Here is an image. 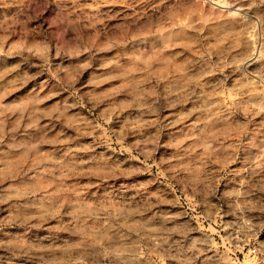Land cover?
<instances>
[{"label":"clouds","instance_id":"obj_1","mask_svg":"<svg viewBox=\"0 0 264 264\" xmlns=\"http://www.w3.org/2000/svg\"><path fill=\"white\" fill-rule=\"evenodd\" d=\"M0 264H264V0H0Z\"/></svg>","mask_w":264,"mask_h":264}]
</instances>
